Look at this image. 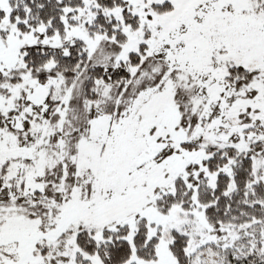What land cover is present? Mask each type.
I'll list each match as a JSON object with an SVG mask.
<instances>
[{"label": "snow or ice", "instance_id": "6c2138e0", "mask_svg": "<svg viewBox=\"0 0 264 264\" xmlns=\"http://www.w3.org/2000/svg\"><path fill=\"white\" fill-rule=\"evenodd\" d=\"M0 264H264V0H0Z\"/></svg>", "mask_w": 264, "mask_h": 264}]
</instances>
